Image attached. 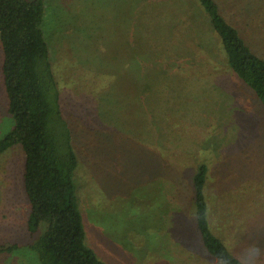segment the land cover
Listing matches in <instances>:
<instances>
[{
	"label": "rangeland",
	"instance_id": "1",
	"mask_svg": "<svg viewBox=\"0 0 264 264\" xmlns=\"http://www.w3.org/2000/svg\"><path fill=\"white\" fill-rule=\"evenodd\" d=\"M216 2L264 59V0ZM44 7L62 105L91 127L75 140L85 244L106 264H222L203 248L195 222L191 177L205 162L212 230L246 264H264V104L227 65L198 5ZM3 61L0 40V140L14 127ZM25 161L20 144L0 153V264H41L30 245L48 224L28 232Z\"/></svg>",
	"mask_w": 264,
	"mask_h": 264
},
{
	"label": "trees",
	"instance_id": "2",
	"mask_svg": "<svg viewBox=\"0 0 264 264\" xmlns=\"http://www.w3.org/2000/svg\"><path fill=\"white\" fill-rule=\"evenodd\" d=\"M193 1L209 18L227 65L264 104V59L256 56L226 21L216 0ZM44 15V0H0L2 73L8 112L14 119V127L0 140V153L14 144L23 147L25 190L31 205L28 232L32 235L41 223L48 224L44 235L30 245L39 262L106 264L85 244L75 193L74 173L79 166L75 140L82 126L88 130L91 127L89 121L80 124L83 118L78 114L67 115L62 105V92L42 29ZM208 175L207 164L200 162L191 177L195 222L203 248L222 264H246L211 228L204 192Z\"/></svg>",
	"mask_w": 264,
	"mask_h": 264
}]
</instances>
